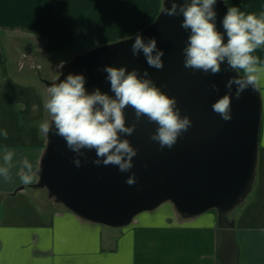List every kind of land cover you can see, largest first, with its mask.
I'll list each match as a JSON object with an SVG mask.
<instances>
[{
	"label": "crops",
	"instance_id": "1",
	"mask_svg": "<svg viewBox=\"0 0 264 264\" xmlns=\"http://www.w3.org/2000/svg\"><path fill=\"white\" fill-rule=\"evenodd\" d=\"M225 1L245 13L264 12V0ZM161 4L162 0H0V165L6 149L14 152L11 179L0 177V264H220L214 210L182 218L166 202L141 212L125 227H109L81 219L49 199L44 189L20 180L25 156L37 172L46 143L38 124L51 118L44 108L47 87L31 61L41 70L44 65L12 37L34 38L41 52H62L70 43L90 47L108 42V35L134 34L156 17ZM21 52L30 56L22 61ZM253 55L261 61L257 84L262 118L255 180L230 214L239 264H264V47ZM36 180L37 175L32 183Z\"/></svg>",
	"mask_w": 264,
	"mask_h": 264
},
{
	"label": "water",
	"instance_id": "2",
	"mask_svg": "<svg viewBox=\"0 0 264 264\" xmlns=\"http://www.w3.org/2000/svg\"><path fill=\"white\" fill-rule=\"evenodd\" d=\"M164 4L171 6L170 0H162L161 8ZM228 7L225 0H217L214 8L216 28L221 33V21ZM182 20V16L167 17L160 9L150 23L134 34L75 54L55 78L43 77L39 69L36 72L46 87L54 81L59 83L69 73L81 74L89 93L99 88L112 95L102 67L127 66V70L138 68L141 73L147 69L156 86L170 98H176L181 117L186 115L192 122L173 147L161 150L150 139L156 124L142 118L134 133L124 137L137 149L134 167L129 172L122 173L113 165H93L94 150L87 153L88 163L82 160V166L77 168L72 163L74 153L66 147L65 140L50 132L36 172L37 180L30 186L45 189L49 199L81 219L109 227H125L141 212L154 210L165 202H170L182 218L214 209L220 232L216 258L221 264H239L234 219L229 214L245 200L255 180L262 94L256 84L254 90L248 88L236 99L233 86L231 119L224 121L216 114L211 105L226 93V80L237 73L224 71L226 61L217 75L193 73L185 68L181 49L189 33L180 26ZM138 32L145 41L155 38L157 48L164 53L162 69L149 67L142 52L132 55L130 47ZM226 39L225 35V43ZM239 75L243 73L239 71ZM212 83L217 84L219 93L211 89ZM123 111L126 125H131L134 110L129 106ZM133 172L136 183L128 185L125 181Z\"/></svg>",
	"mask_w": 264,
	"mask_h": 264
},
{
	"label": "clouds",
	"instance_id": "3",
	"mask_svg": "<svg viewBox=\"0 0 264 264\" xmlns=\"http://www.w3.org/2000/svg\"><path fill=\"white\" fill-rule=\"evenodd\" d=\"M216 3L217 0H183L180 3L170 0L171 6L165 7L164 4L161 13L167 17H183L180 26L189 33L181 49L185 68L192 69L193 73L202 71L217 75L222 71L221 64L226 61L224 71L237 73L226 80V93L211 105L216 114L229 121L233 86L235 98L239 99L243 91L248 88L254 90L258 82L261 61L253 53L264 47V12L257 15L245 13L236 6L228 7L221 21L224 29L221 33L216 28ZM130 50L134 57L142 52L149 67L163 68L161 57L164 53L157 48L155 38L145 41L138 32ZM64 64L61 61L57 67L62 69ZM100 70L107 73L106 80L110 82L112 95L101 92L99 88L89 93L85 88V77L71 73L46 89L44 108L51 120L39 123V130L46 136L51 132L62 137L66 147L74 153L72 163L77 168L82 166V160L88 163L90 157L87 153L94 150L93 165H113L122 173L129 172L134 167L133 158L137 149L124 137L134 133L142 118L156 124L150 139L157 142L161 150L165 147L171 149L177 138L191 127L188 116L181 117L176 98L164 94L149 78L147 69L141 73L138 68L129 71L127 66H104ZM239 71L243 72L242 76ZM210 86L219 93L217 84ZM129 106L134 110L135 119L131 125H126L123 110ZM2 134L7 139V131ZM13 157L14 152L6 149L3 164L0 165V177L6 182L11 179ZM20 165L21 182L31 184L37 173L33 172L27 156L20 161ZM125 182L135 184V173L129 175Z\"/></svg>",
	"mask_w": 264,
	"mask_h": 264
},
{
	"label": "rangeland",
	"instance_id": "4",
	"mask_svg": "<svg viewBox=\"0 0 264 264\" xmlns=\"http://www.w3.org/2000/svg\"><path fill=\"white\" fill-rule=\"evenodd\" d=\"M120 38H123V36L108 35V42L114 41V40H117ZM12 39L17 42V45L20 48L26 47L30 50V54H32L35 57H38V60L41 61L42 64L44 65V69L40 70L39 67L37 69L40 70V73L42 76L44 74H47L45 76L46 77L48 76L47 77L48 79H53L59 74V68L57 67V65L61 61L67 62L75 54L81 53V52L85 51L86 49L92 47V46L82 47L81 45H75V44L70 43V44L65 46V47H67V49L62 51V52H58V53L57 52L56 53L50 52V51L49 52H43V51L41 52L40 48H38V46H37L38 43H35L34 38H32V37L20 35V36H13ZM37 48H38V50H37ZM22 65H23V63H22ZM35 66H38V65L37 64L35 65V61H31V67L33 68V71H35V73H36L37 69H35ZM23 67H25V65ZM24 69H27V68H24ZM36 76L38 77L37 73H36ZM46 194H47V192H46Z\"/></svg>",
	"mask_w": 264,
	"mask_h": 264
},
{
	"label": "built area",
	"instance_id": "5",
	"mask_svg": "<svg viewBox=\"0 0 264 264\" xmlns=\"http://www.w3.org/2000/svg\"><path fill=\"white\" fill-rule=\"evenodd\" d=\"M26 56H28V55H26V54H24V53L22 54V58H25Z\"/></svg>",
	"mask_w": 264,
	"mask_h": 264
}]
</instances>
